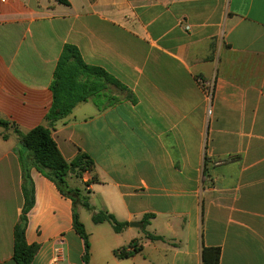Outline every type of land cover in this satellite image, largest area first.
Segmentation results:
<instances>
[{
	"label": "crops",
	"instance_id": "obj_1",
	"mask_svg": "<svg viewBox=\"0 0 264 264\" xmlns=\"http://www.w3.org/2000/svg\"><path fill=\"white\" fill-rule=\"evenodd\" d=\"M67 1L0 0V119L22 133L45 123L67 45L120 83H103L53 131L67 162L82 151L95 164L71 186L128 224L119 235L89 225L88 264H203L205 248L221 250L219 264H264V0ZM7 134L0 129V264H16L19 155L29 153L12 127ZM31 177L32 264H86L72 201L37 169ZM146 215L164 241L130 226ZM131 244L141 252L116 256Z\"/></svg>",
	"mask_w": 264,
	"mask_h": 264
},
{
	"label": "trees",
	"instance_id": "obj_2",
	"mask_svg": "<svg viewBox=\"0 0 264 264\" xmlns=\"http://www.w3.org/2000/svg\"><path fill=\"white\" fill-rule=\"evenodd\" d=\"M61 4L68 5L67 0H57ZM113 85L121 89V85L106 71L85 64L79 50L71 45L65 46L62 55L54 72V79L51 85L53 93L52 105L46 113L44 124L27 133H22L17 127L9 122L0 119L2 139L7 140L8 130L12 127L22 146L28 151L29 156L19 155L23 170L24 208L21 218L14 231V261L16 264H32L38 253L39 247L29 245L26 241L28 225V214L35 205V187L31 177V169L35 168L44 177L49 179L57 187L64 197L73 203V225L77 234L85 244V262L88 264L90 256V240L84 225L81 223L77 212L78 205L92 213V221L99 225L109 223L116 233H122L128 226L127 223L119 222L114 215L108 211L96 212L90 204L89 192L85 189L73 188L70 184V177L82 178L84 173H92L95 169L94 161L85 153L80 151L77 158L67 162L61 154L57 143L53 140V131L56 124L69 117L77 105L86 103L95 95L99 94L105 85ZM71 116V115H70ZM150 215L142 218L144 227L150 224ZM146 238L152 241L163 239L146 233ZM133 252L128 253L126 249L117 251L115 254L121 259L129 257L133 253H139L142 247L131 244ZM221 250L205 248L203 250V264H219Z\"/></svg>",
	"mask_w": 264,
	"mask_h": 264
},
{
	"label": "rangeland",
	"instance_id": "obj_3",
	"mask_svg": "<svg viewBox=\"0 0 264 264\" xmlns=\"http://www.w3.org/2000/svg\"><path fill=\"white\" fill-rule=\"evenodd\" d=\"M88 196H90V195H88ZM90 204H91V202H90ZM92 206V205H91ZM77 212H78V214H79V218H80V221H81V223L84 225V228H85V231H86V233L87 234H90L89 233V231H90V227H88L89 225H91L92 227H95V225H97V224H95L94 222H92L91 221V216H92V213L90 212V211H88V210H86V209H84L82 206H80V205H78V207H77ZM97 213L98 212H100V210H98V211H96ZM84 221H86L87 222V227H86V225L84 224ZM100 225V224H99ZM151 226L150 225H147L146 227H144L143 226V228H141V229H138V232L139 233H143V234H145V236H146V233H149V232H151L152 231V228H150ZM148 231V232H147ZM120 234V233H119ZM118 234V235H119ZM166 236L167 237H169V235L166 233ZM166 237V238H167ZM163 240L162 241H164V238L163 237H161Z\"/></svg>",
	"mask_w": 264,
	"mask_h": 264
},
{
	"label": "built area",
	"instance_id": "obj_4",
	"mask_svg": "<svg viewBox=\"0 0 264 264\" xmlns=\"http://www.w3.org/2000/svg\"><path fill=\"white\" fill-rule=\"evenodd\" d=\"M207 90H208L207 92H208V94H209V101H210L211 98H212V92H211V91H213V90H212V87L209 86ZM207 114H208L209 117H211V115H212V109H211L210 105H209V108H208V112H207Z\"/></svg>",
	"mask_w": 264,
	"mask_h": 264
},
{
	"label": "water",
	"instance_id": "obj_5",
	"mask_svg": "<svg viewBox=\"0 0 264 264\" xmlns=\"http://www.w3.org/2000/svg\"><path fill=\"white\" fill-rule=\"evenodd\" d=\"M130 226L132 228H142L143 224H141V223H131Z\"/></svg>",
	"mask_w": 264,
	"mask_h": 264
}]
</instances>
